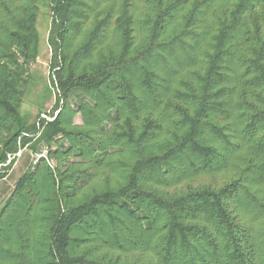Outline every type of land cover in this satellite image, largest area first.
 Segmentation results:
<instances>
[{"label": "trees", "instance_id": "16d2710c", "mask_svg": "<svg viewBox=\"0 0 264 264\" xmlns=\"http://www.w3.org/2000/svg\"><path fill=\"white\" fill-rule=\"evenodd\" d=\"M43 2L57 92L29 123ZM44 147L0 264H264V0H0V178Z\"/></svg>", "mask_w": 264, "mask_h": 264}, {"label": "rangeland", "instance_id": "374dc122", "mask_svg": "<svg viewBox=\"0 0 264 264\" xmlns=\"http://www.w3.org/2000/svg\"><path fill=\"white\" fill-rule=\"evenodd\" d=\"M50 23V13L46 2L40 3L36 20V27L39 32V53L37 58L29 66V81L23 95L20 106L21 114L30 122L37 119L38 113H47L54 106L56 90L51 87V77L48 75V63L50 49L47 43ZM41 115V114H40ZM75 123H81L79 115L75 116ZM33 157L27 149L23 150L17 157L9 172L0 178V207L13 189L14 184L20 175L29 165L33 164ZM202 180H206L203 178ZM221 180V177L218 178Z\"/></svg>", "mask_w": 264, "mask_h": 264}, {"label": "built area", "instance_id": "2783aa9c", "mask_svg": "<svg viewBox=\"0 0 264 264\" xmlns=\"http://www.w3.org/2000/svg\"><path fill=\"white\" fill-rule=\"evenodd\" d=\"M56 112L57 111L54 112V115L56 114ZM40 116L42 118L47 119V120H52L53 117H54V116H49V115H47L45 113H41ZM22 151L23 150H18L13 156L16 157V159H17V157L21 155ZM46 155H47V149L45 147L42 148V149H40V150H38V151H36L35 153H33L32 154V157H33V161L32 162H33V164H35L38 161L39 158L46 157ZM13 156L12 157L11 156H8L7 162H9L10 159L13 158Z\"/></svg>", "mask_w": 264, "mask_h": 264}]
</instances>
